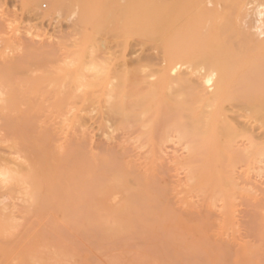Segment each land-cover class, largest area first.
<instances>
[{"label":"rangeland","instance_id":"obj_1","mask_svg":"<svg viewBox=\"0 0 264 264\" xmlns=\"http://www.w3.org/2000/svg\"><path fill=\"white\" fill-rule=\"evenodd\" d=\"M180 1L63 0L59 14L48 17L47 2L0 0V61L18 58L28 50L52 49L50 57L55 62L51 70L62 61L78 59L75 69L95 64L104 70L107 83H116L115 74L155 82L166 71L193 72L214 58L215 49L210 43H188L187 51L166 45L175 43L181 31L204 34L215 13L200 0H188L189 7L180 13L168 11L170 7L178 8ZM258 4V0H235L229 11L251 28ZM260 7L264 19V4ZM150 18L155 24L147 22ZM37 74L41 71L32 75ZM39 89L55 95L61 89L69 90L50 82L42 83ZM91 90L74 89L77 94ZM1 94L0 103L5 97ZM74 99L59 104L81 112L80 126L71 125V114L64 117L54 113L50 118L49 103L45 101L36 131L51 130L56 146L65 147L74 141L84 145L90 156L122 157L120 161L132 177L147 175L157 189L161 187L155 211L159 216L150 223L154 228L160 224L159 228L151 230L150 235L122 228L120 222L127 215L117 213L124 205L121 191L109 196L89 219L83 211L92 206L82 204L89 201L88 193L75 201L76 209L69 219L61 204L34 206L26 195L30 186L24 183L25 172L11 178L13 181L7 173L8 169L16 170V159H25L17 150L14 133L0 126V264H264V156L255 154L251 146L264 145V128L255 115L245 108H228L226 115L241 136L233 139L231 153L222 155L215 164L217 178L199 184L190 177L199 171L204 158L190 154L186 139L176 138L175 133L150 139L137 126L123 127L118 121L108 120L102 100ZM100 221L118 232L104 233ZM245 250L249 251L247 258L242 256Z\"/></svg>","mask_w":264,"mask_h":264},{"label":"bare ground","instance_id":"obj_2","mask_svg":"<svg viewBox=\"0 0 264 264\" xmlns=\"http://www.w3.org/2000/svg\"><path fill=\"white\" fill-rule=\"evenodd\" d=\"M39 1L50 4L48 17H51L59 14L63 0H32L35 3ZM200 1L205 2L207 8H211L210 10L215 13L211 19V27L201 35H192L186 30L181 31L176 35L175 43L166 45L178 46L181 50L187 51L188 43H210L211 48L215 49L214 58L193 72L166 71L155 82L115 74L113 79L116 83H107L104 70L95 64L87 67L80 65L75 69L73 65L79 63L78 59L74 62L62 61L59 66L56 65L57 67L51 70L55 62L50 57L52 49L42 52L37 49V51L28 50L18 58L0 61V93L5 96L0 103V126L14 133L18 140L17 150L25 159V162H18L16 159L13 163L16 170L8 169L7 173L11 179L16 178L15 176L22 171L25 172L24 183L30 186L26 195L31 204L36 207L49 202L61 204L69 219L76 209L73 206L75 201L81 195L88 193L89 201L82 204L92 206L91 210L83 211L89 219L93 210L103 207L105 201L115 191H121L124 205L117 213L127 215L126 219L120 222L122 228L135 234L146 232L149 234L160 225L156 223L157 226L154 228L150 223L156 221L159 216L155 211L160 194L158 189L161 187L157 189L155 182L153 183L147 175L132 177L126 165L120 161L122 157L118 159L113 154L102 158L93 157L84 145L74 141L65 147L56 146L51 130L36 131L45 101L49 103L50 118L54 113L64 114V117L66 114H71L69 121L75 127L80 126L81 112L76 108H62L59 103L79 98L84 102L102 100L104 114L108 120L118 121L123 127L137 126L142 130V134L150 139H161L163 136L169 137L168 134L175 133L176 138L186 139L189 142L190 154L204 158L199 171L191 173L190 177V181L199 184L211 183L217 178L215 164L222 155L231 153L233 139L241 136L226 115L229 107L249 110L264 128V19L263 11L259 9L262 8L260 6L264 4V0H258V8L255 10L256 20L251 28L238 22L230 13L229 10L235 0ZM188 7V0H181L178 8L170 7L168 11L180 13ZM225 10L227 11L224 12ZM147 22L155 24L151 18ZM35 71H41V75L33 76ZM44 82L55 83L69 90L61 92V89L56 95L42 92L39 88ZM77 87L92 90L77 94L74 91ZM262 144L251 145L252 151L264 156ZM87 172H91L92 175L86 176ZM31 210L29 208L30 214ZM103 221L104 224L106 220ZM107 226L103 225L101 231L106 234L118 232L116 229L113 230L115 227L111 229ZM97 233L99 235V232ZM191 254H195V251H191ZM242 256L247 258L249 251H243Z\"/></svg>","mask_w":264,"mask_h":264}]
</instances>
